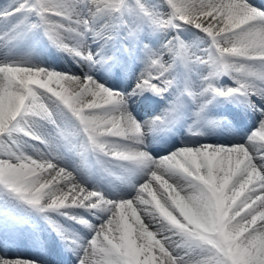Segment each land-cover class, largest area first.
Masks as SVG:
<instances>
[{
	"label": "snow or ice",
	"instance_id": "obj_1",
	"mask_svg": "<svg viewBox=\"0 0 264 264\" xmlns=\"http://www.w3.org/2000/svg\"><path fill=\"white\" fill-rule=\"evenodd\" d=\"M125 14L161 30L195 29L207 47L178 34L160 49L145 46L147 63L130 93L91 74L0 60V185L87 230L81 235L49 221L77 264H264V9L249 0H22L0 12L12 21L0 41L15 39L27 22L79 61L107 64L112 58L93 51L85 37L102 38L105 25L97 21L111 24ZM177 64L208 71L177 88ZM224 76L233 84L220 85ZM144 92L172 99L163 116L142 123L128 100ZM214 98L244 101L258 115L244 142L185 144L163 156L142 150L146 132L179 118L186 104L194 107L189 133L199 135L195 126ZM42 122L50 134H39ZM25 137L43 147L21 150ZM58 148L94 157L105 171L119 162L142 181L134 194L109 198L87 187ZM0 264L38 261L0 254Z\"/></svg>",
	"mask_w": 264,
	"mask_h": 264
},
{
	"label": "bare ground",
	"instance_id": "obj_2",
	"mask_svg": "<svg viewBox=\"0 0 264 264\" xmlns=\"http://www.w3.org/2000/svg\"><path fill=\"white\" fill-rule=\"evenodd\" d=\"M12 1L14 0H7L6 3L8 4ZM249 2L258 8L264 9V0H249ZM1 5L3 6V3H0V6ZM14 20L17 21L16 17ZM100 22L99 25H105L103 29L105 35L102 38L92 35L93 38L91 42L96 41V47L91 46V43H89V46L93 51L102 50V52H104L107 50L105 48L110 43L112 48L110 53H103L106 57L112 58L107 64L89 66L79 60L75 61L72 55H69V53L60 48H57V51L56 48L53 47L54 44H52L47 37L43 38L38 29L27 27L24 24L16 30L15 39H12L10 42L6 41L5 43L0 41V58L11 54H21L33 43L37 48H42L44 52L38 53L37 51V55L33 54L35 57H31V60L33 61H30L29 59L31 63L39 66L43 64L44 66H47L46 68L59 71L67 69L72 72H79L85 69V72L93 75L107 87L124 93H130L136 84L138 75L144 69L147 59H142L141 57L143 56L136 59L133 56H130L131 54L123 52V47L120 46L118 48L117 45H115L116 43L114 40H116L118 34H120L119 22L115 20V22L113 21L111 24H108L104 19H101ZM99 25H97V27H99ZM11 26L12 21L0 19V36H2L3 33L8 32ZM152 33L153 32L149 30L146 35L151 37ZM155 35L157 34L155 33ZM158 36L155 37L156 40ZM163 36H165V32H162V42L157 46L158 49L167 43L163 40ZM172 36L173 33L171 35L169 33L167 36L168 40L169 37ZM121 41L122 43L124 42L125 46L126 40L123 39ZM65 61H68V64H66ZM176 69H179V72H176L178 78L183 80V82L176 81L177 88L183 87L186 81L198 82L200 76L207 74L208 71V69L199 65L195 66L191 71H188L182 65L179 67L177 64L174 70ZM173 75L176 78V75ZM223 79L227 81L222 83V85L233 84L232 80L227 76H224ZM153 96L155 95L151 92H144L143 94L134 95L129 98V111L138 121L143 123L153 117L163 116L165 110L169 107V101L172 99L171 94L160 100ZM217 99L218 98H214L211 100V103L207 105L205 110L204 118L195 126L196 130L200 133L199 135L192 136L190 133H185L184 126L189 129V126L193 124V120L195 119L192 115L194 107L191 104H186L179 118L175 120H161L156 124L152 131L146 132L142 150L147 151L153 156H163L185 144L207 143L226 145L244 142L246 138L239 135L240 128L237 129V127L234 126L235 129L228 133L227 131L220 130L225 124L221 123L218 120L219 118L212 112L214 109L223 107L217 105L216 108H214L212 103ZM232 110L239 116L242 115L244 118H240V120L244 119L246 120V123H251L252 120L255 123L256 119L258 120V115L255 114L244 101H234ZM42 124L43 127L39 129V134L50 133L52 131L51 125L44 122H42ZM246 128L247 127L242 129L246 130ZM24 141L21 150L32 151L33 146L29 140L25 137ZM41 147H43V145H41ZM58 151L63 157L62 162L67 164L68 167L76 169L79 179L87 187L98 188L109 198L115 199L134 194L133 186L142 181L141 174L134 173L126 167H122L119 162H113L109 170L116 172L119 182L112 183V180H109V178H102V176H100L105 170H102L99 164L96 163V169L92 170L89 166L85 165L87 163V158L82 160L77 155L66 151L63 148H58ZM8 201L6 200V202L3 203L5 210L0 206V230L4 232V237L3 235L0 237V248L2 253L10 256L19 255L21 257L36 259L38 264H70L65 258L62 259L64 260L63 263L57 262V259L55 258L56 252L54 253V249L51 245H48L45 248L43 242L49 237L48 234L51 233L48 224L43 222L36 213H32L33 218L31 220H34V222H31L30 219H28L24 214L25 211H21L20 213L11 212L10 215L7 216V213L10 211ZM6 211L8 212L6 213ZM137 211L139 214L141 210L138 209ZM55 213L56 212L49 211L45 213V215ZM141 219L143 220V217ZM98 222L99 221H95V223ZM71 258L73 264H77L76 259L78 258L74 256H71Z\"/></svg>",
	"mask_w": 264,
	"mask_h": 264
},
{
	"label": "rangeland",
	"instance_id": "obj_3",
	"mask_svg": "<svg viewBox=\"0 0 264 264\" xmlns=\"http://www.w3.org/2000/svg\"><path fill=\"white\" fill-rule=\"evenodd\" d=\"M6 2H7V0H0V3L1 4L3 3V6L2 5L0 6V12L10 10L11 7H15L18 3H21L22 0H14L8 4ZM146 3H148L149 5H156L158 3V0H146ZM21 17L22 16L16 17L17 21L21 20ZM22 19H24V17H22ZM30 20L34 22L35 17H31ZM116 21L119 22V25H120V27H119L120 28V34H118L116 40H114V42L116 43L115 45H117L118 48L120 46L123 47V49H124L123 52H125L126 54L127 53L131 54L130 56H133L136 59L140 56H143V57H141L142 59H147L145 46H147L148 49H158L157 46L159 45V43L162 42L161 41L162 40L161 39L162 38V32H165V36H163L164 37L163 40L165 42H168L172 38V37H169V40H168V38H167L168 34L170 33V35H171L173 33V36L178 34L184 42H186L187 44H190V45L205 48V47H207V44H208V40L205 37H203V34L197 32L195 29H188V28L181 29L179 31V33L174 32L172 29L161 30V29L153 26L146 18H144L142 16L129 15V14H125L122 17H118L116 19ZM100 23H101L100 20L97 21V25H99ZM24 25L27 27H30V24L27 22L24 23ZM38 30L41 32V35L43 36V38L47 37V36H45L42 29H38ZM149 30L153 32L151 37L146 35L149 32ZM155 33L157 35H155ZM146 36L149 38H147ZM156 36H158L157 40L155 38ZM92 38H93L92 34H89L88 36L85 37L88 44L91 43V46L96 47V45H95L96 41L95 42L93 41L94 43L91 42ZM123 39L126 40L125 46H124V42L122 43V41H121ZM53 47L56 48V50L58 51L57 46L53 45ZM105 49H107L106 51H104L106 54L110 53V50H112L111 44L109 43ZM37 51H38V53L44 52L42 50V48H37L32 43V45L29 46L25 52H23L21 54H11V55H8L5 57H1L0 60L22 59V60H26V61L30 62V61H33V60H31V57L35 58L33 56V54L37 55L36 54ZM116 51H118V50H116ZM29 59H30V61H29ZM73 59L75 61H78L77 58L73 57ZM123 59H124V57H123ZM67 62L65 61L66 64H68ZM40 66L47 67V66H44L43 64ZM64 71L65 72H71V73H74L76 75H83V74L87 73V72H85V69H83L79 72H72V71H69L67 69H64ZM173 72H175L173 74L176 75V81L183 82V80L178 78V75H177V73L179 72V69H176V70L173 69ZM223 78L224 77H221L219 80L220 85H222V83L227 81ZM72 123H74V121H72ZM254 128H255V126H254ZM254 128H252V129H254ZM50 133H44V134H50ZM29 142L35 148L41 147V145H37V143L35 141L29 140ZM85 165L89 166L92 170H95L97 167L96 161L94 160V157H91V156L87 157V163ZM102 176H104V178H107V174H103ZM110 176L112 177V180H113V178H117V175L114 171H111ZM6 200L7 201L9 200L8 203H9V207H10V211L9 212L6 211V213L8 212L7 216H9L11 212H19L20 213L21 211H25L24 214L28 217V219H30L31 222H34V220H31L33 218L32 213H36L38 215V217L41 218V220L43 222L47 223L49 226V229L51 230V233L48 234L49 237H47V239H45L43 242L45 248L48 245L49 246L51 245L53 247L54 253L56 252L55 258L57 259V262L63 263L64 260H62V259L65 258L69 261L70 264H73V260H72L71 256H74V257H77V256L74 254V252L72 250H69V248L62 241L61 237L57 234V231L54 230L52 224L49 221L51 220L55 224L63 226L64 228L74 229L75 231L79 232L81 235L87 234L86 229L82 228L78 224L73 223L68 218L61 216L59 213L45 215L44 212H41L37 208H34V207L26 204L25 202L19 200L13 194L9 193L8 190L3 185H0V206L4 210H5V207H4L3 203H5ZM89 218H91V217H89ZM2 235L4 237V232L0 230V237H2ZM0 254H3L1 248H0ZM4 255H8V254H4ZM17 256H19V255H17ZM24 258L31 259L29 257H24ZM76 262H77V259H76Z\"/></svg>",
	"mask_w": 264,
	"mask_h": 264
}]
</instances>
